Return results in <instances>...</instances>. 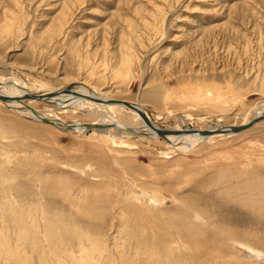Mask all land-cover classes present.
<instances>
[{
	"label": "rangeland",
	"instance_id": "1",
	"mask_svg": "<svg viewBox=\"0 0 264 264\" xmlns=\"http://www.w3.org/2000/svg\"><path fill=\"white\" fill-rule=\"evenodd\" d=\"M0 65L139 102L172 134L241 125L264 110V0H0ZM20 99L67 124L100 109ZM114 130L0 97V264H264V119L186 149Z\"/></svg>",
	"mask_w": 264,
	"mask_h": 264
},
{
	"label": "bare ground",
	"instance_id": "2",
	"mask_svg": "<svg viewBox=\"0 0 264 264\" xmlns=\"http://www.w3.org/2000/svg\"><path fill=\"white\" fill-rule=\"evenodd\" d=\"M5 68H6L5 65H0V69L4 70ZM67 86L63 88H55V87L51 88L47 86L41 87L32 82L31 83L27 82L22 77H19V78L15 77L12 79L0 80V97L2 98V100L4 101L6 105L15 108V110H18L20 113L28 114L32 116L34 119L43 121L45 123L53 124L58 127H65L66 129L72 132L83 131L84 133L85 132L90 133L92 131H96L99 133L107 132L112 135L110 129L112 130L115 129L114 131L120 134L124 131L123 129L125 128L129 132L135 135L139 134L140 132H143L144 134H147L150 136H154L158 138L161 137L166 142L172 143L174 144V146L177 145L179 149L190 148L193 145H195L194 143L198 141H202L205 138H209L212 135H217V134H230V135L232 134L233 135L235 133H239L235 131L237 128L245 124H249L251 122L250 121L251 119L245 121L241 125L240 124L239 125H227V124L221 125L220 124L221 122L220 123L215 122L208 129H199L196 126L186 122L185 132L181 134L179 133L172 134V133L167 132L165 129H163L161 125L157 123V120H155L150 115V113L147 112L141 106L142 104L139 102L124 101V100L118 101V100L110 98L106 92H102L100 90L90 88L85 85H67ZM23 95L25 97H29L33 99H40V100H45L46 102H49V101L53 102L56 105L60 106L61 109L62 107H66L65 109H67V107H69L68 109H70V107H75L74 110H76V107L79 109L85 110L87 105L85 104L84 101L88 99H94L99 103L98 105L100 109L97 112L92 111L91 109V113L96 118V121L93 123H89V125H86V123L84 124V123H80L77 121L71 124H67L65 121L60 119L55 114L53 115V119H46L47 117L46 115H43V113L41 114L37 111H31V109L27 106V104L23 100L20 99V96H23ZM131 103L134 105H132ZM119 109H121L120 111H123V110L127 111L128 113L131 114V117H134L137 120H139L140 126L138 127L133 126V124L131 123V120L130 121L123 120L124 117L119 112ZM139 109H142L145 112L146 118L150 121L151 124H149L144 119ZM256 115L257 117L264 115V110L258 111ZM159 130H161L165 134V137H162L159 134ZM117 133L115 134L117 135ZM177 146H175V148H177ZM191 229H196V228L191 227ZM256 256L257 258L261 257L259 255H256Z\"/></svg>",
	"mask_w": 264,
	"mask_h": 264
},
{
	"label": "water",
	"instance_id": "3",
	"mask_svg": "<svg viewBox=\"0 0 264 264\" xmlns=\"http://www.w3.org/2000/svg\"><path fill=\"white\" fill-rule=\"evenodd\" d=\"M131 104H132V103H131ZM131 104H130V105H131ZM132 105H134V104H132ZM139 111H140V113L142 114V116L144 117V119H145L149 124H151L150 121L146 118V114H145V112H144L142 109H139ZM263 119H264V115L259 116V117H257L256 119L252 120L249 124H245V125H243V126L237 128L235 131L240 132V131H242V130H244V129H247V128L251 127L254 123H256V122H258V121H261V120H263ZM219 132H220V131H219ZM226 132H227V131H226ZM159 134H160L162 137H165V134H164L161 130H159Z\"/></svg>",
	"mask_w": 264,
	"mask_h": 264
}]
</instances>
